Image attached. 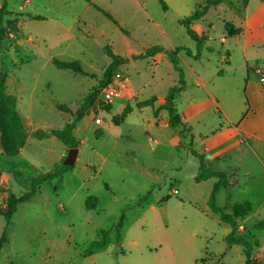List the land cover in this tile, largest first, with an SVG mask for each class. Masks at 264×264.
Listing matches in <instances>:
<instances>
[{"label":"rangeland","instance_id":"obj_1","mask_svg":"<svg viewBox=\"0 0 264 264\" xmlns=\"http://www.w3.org/2000/svg\"><path fill=\"white\" fill-rule=\"evenodd\" d=\"M163 1L167 8L160 0H92V4L6 0L10 13L0 19V28H7L0 38V74H7L8 91L17 97L27 139L14 157H7L0 145V206L8 194L29 191L36 177L55 170L60 173L43 178L37 193L19 203L10 220L0 213V241L6 234L0 264H246L244 246L225 240L231 226L209 204L215 178L206 177V154L202 160L191 151L190 137L177 129H156L152 123L158 101L179 80L169 52L178 46L196 52V41L181 19L204 0ZM260 1L264 0H253V4ZM246 3L222 0L211 7L194 23L197 32L206 34L208 29L213 37L204 41L201 56L196 58L184 49L177 54L186 81L176 95L177 110L186 113V124L195 131L197 143L206 135V120L216 118L206 90V72L213 76L222 65L226 67L218 73L223 76L216 77L219 88L237 80L245 82L247 57L251 79L260 78L255 70L264 62V32L258 38L251 35L246 45L242 37L226 36L225 21L240 27ZM96 5L109 11L130 34L123 35ZM155 45L164 47L160 57L132 59ZM106 46L129 58L114 70L125 74L119 80L124 85L112 104L99 112L104 120L101 126L89 122L94 114L84 113L74 134L79 154L74 166L67 168L63 162L67 152L61 156L64 142L52 134L41 137L40 132L62 129L74 120L83 97L94 86L103 85L104 71L112 60ZM130 50L137 54L130 55ZM227 55L230 64L222 59ZM54 57L80 60L94 75L60 69L52 63ZM130 85L137 91L130 95L132 105L152 96L157 104L135 107L117 125L112 118L127 103L119 95L127 93ZM58 104L68 106L70 112L66 114ZM162 112L168 115L167 109ZM203 147L198 144L195 149ZM89 195L97 198L95 208L85 206ZM216 203L232 213L224 206L223 195H218ZM247 225L244 235L253 242L252 262L264 264V233L253 220ZM106 230V244L92 245L103 239ZM237 233H241L238 226Z\"/></svg>","mask_w":264,"mask_h":264},{"label":"crops","instance_id":"obj_2","mask_svg":"<svg viewBox=\"0 0 264 264\" xmlns=\"http://www.w3.org/2000/svg\"><path fill=\"white\" fill-rule=\"evenodd\" d=\"M242 20L243 23L238 27L240 28V33L233 36L242 37L244 44L251 35L258 38L260 33L263 34L264 1L253 4V0H248L245 4V15H243ZM207 30L208 41H211L213 37ZM123 35L128 36L124 33ZM226 36L228 35L226 34ZM206 47L211 48L210 50L213 49L211 44L206 45ZM182 51L185 52V50ZM161 52L147 58L156 59L161 56ZM192 52L193 54L195 53L194 51ZM133 54H137V52L130 50V55ZM222 59L224 61L228 60L229 64L231 62L229 55ZM246 66L248 72L245 82L237 80L234 85H228L226 88H219L215 83L217 81L216 77L223 76L218 73H223L226 69L224 65L213 76H209L206 72V90L216 118L209 123L206 120V135L203 136L199 143L195 142V131H193L191 126H187L186 124L189 123L186 113H180L177 110L182 118V124L172 126L169 123V114L164 116L162 112L165 98L158 101V104L156 103L157 99L153 105H147L155 106L157 104L154 110V118L152 119V123L157 124L156 129L171 126L177 129V133L189 136L191 151H196L204 157L206 154L204 158V161L206 159V170L223 172L225 174L226 183L217 191L216 199L218 195H223L224 206L232 210V212L233 206L236 204H250V213L243 218L237 219L238 229L242 234L248 231L247 223L250 220H253L255 226L258 227L257 223L264 218V80H262L264 77V62L261 69L255 70L256 73L260 74L259 80L251 79L252 71H250L247 57ZM229 68H232V66H229ZM198 80L200 84L203 83L201 78ZM122 85H124L123 82H116L115 89L117 94L120 93ZM237 91L241 93L239 96ZM136 93V89L130 85L127 88V93L124 92L119 96H124L125 100L129 102L130 95ZM241 95L244 96L245 100H242ZM92 112V108H89L86 114L90 116L93 114ZM65 113L67 114V112ZM20 116L23 120V116ZM84 116L76 123L74 134L79 129L80 122L84 121ZM147 121H150V119L147 118ZM89 122H95L94 117H91ZM23 123L25 126V121ZM102 124L103 122L99 125L101 126ZM153 124H150L151 127ZM179 127H181V130ZM95 128L99 129L98 126ZM198 144L204 146L203 149L196 150L195 146ZM64 145L61 156L65 155L69 148H71L65 143ZM207 178H215V182L218 180L217 176H209ZM261 230L264 233V227Z\"/></svg>","mask_w":264,"mask_h":264},{"label":"trees","instance_id":"obj_3","mask_svg":"<svg viewBox=\"0 0 264 264\" xmlns=\"http://www.w3.org/2000/svg\"><path fill=\"white\" fill-rule=\"evenodd\" d=\"M88 3H93L92 0H85ZM161 3L164 5V8H167V5L163 0H160ZM222 0H204L201 3H198L196 10L189 16L181 19V23L185 26L188 34L192 39L196 41V52L193 54L190 48H186L183 46L175 47L173 50L169 52V57L173 63V66L179 72V80L178 84L168 91L165 97V102L163 104V108L167 109L169 114V123L172 126H177L182 124V118L177 112V105H176V95L180 93L186 85V81L184 78V72L181 66L178 63L177 54L180 50L184 49L187 54L194 55L196 58L201 56V53L204 49V41L208 40L207 34H200L194 28L195 21L202 19L207 11L215 5H218ZM247 2V0H245ZM8 4L6 0H3V3L0 6V19L5 14L10 13L7 10ZM96 8L101 11L108 19L113 21L115 24L119 26V29L124 33L129 35V31L118 24V21L114 18V16L107 10L99 7L96 5ZM36 18H40L41 16L37 15ZM10 24V22H8ZM225 28L226 33L228 36H233L240 33V28L236 27L232 21H225ZM7 28L5 26H1L0 28V38L5 36ZM163 51V47L160 45H155L152 47L147 48L144 52L140 53L139 55H133L132 59L137 58H147L154 56L158 52ZM105 52L108 56L111 57V62L107 66L106 70L104 71V78H103V85L100 87L94 86L89 93H87L83 99L80 107L77 109V115L75 116L74 120L69 121L65 124L62 129H51L49 133L45 131L40 132V136H45L46 134H52L62 140L67 146H75L78 139L74 136V128L76 123L83 117L86 110L93 107L100 101L99 96L101 91L105 86L112 82L113 74L115 68L124 63L129 61V58H124L118 54H115L112 50L111 46L105 47ZM52 63L60 68V69H69L75 74L91 76L93 77V73L86 71L80 60H73V61H66L59 58L54 57L52 59ZM157 100L156 96H152L148 99L139 100L135 106L138 108L153 105L154 102ZM130 102H127L126 106L122 110V112L112 118V121L119 125L123 123L129 113L135 107ZM58 108L65 111L70 112V108L65 104H58ZM157 113V112H156ZM102 130L98 132L101 134ZM26 129L23 123V120L18 112L17 108V97L8 91V82H7V74L1 73L0 74V145L2 148L3 153L7 157H14L20 153V150L26 144ZM197 153L196 151H194ZM203 160V155L197 153ZM74 165H69L66 167L70 168ZM201 169L204 170V165L201 166ZM60 173L59 170H55L54 172H50L44 176L36 177L32 182V187L29 191L21 194H9L6 199V202L3 206H0V213L4 214L8 220L11 219V216L14 212H16L17 205L24 201H29L32 197L37 193L38 186L43 178L52 177L58 175ZM2 174L1 167H0V175ZM209 176H217L218 180L215 182L214 187L212 189L211 195L209 197V204L211 209L214 213L218 214L221 221L229 224L231 226V231L225 236V240L229 244H241L244 246V253L246 255V264H256L252 262V252H253V243L249 241L246 236L242 233H237V219L243 218L245 215L249 214L251 211V206L248 203L245 204H236L233 206V212L228 213L225 209L216 203V193L219 188L226 183V176L223 172L218 171H211L206 170V177ZM93 199V201L91 200ZM97 205V198L93 195H89L85 201V206L87 208H95ZM6 209V210H5ZM123 223V217L119 223L121 226ZM258 227H264V218L257 223ZM108 237V230L103 232V239L99 241H93L92 245H96L98 247H102L106 244ZM6 241V234L2 235L0 241V247L2 246L3 242ZM261 264V263H257Z\"/></svg>","mask_w":264,"mask_h":264},{"label":"built area","instance_id":"obj_4","mask_svg":"<svg viewBox=\"0 0 264 264\" xmlns=\"http://www.w3.org/2000/svg\"><path fill=\"white\" fill-rule=\"evenodd\" d=\"M125 75L120 71H115L113 74L112 82L105 86L100 93L99 99L100 101L96 103L95 106L91 107L94 114V121L97 124H101L103 122V117L99 115V112L105 108L106 105L110 104L113 101L114 95L116 94L115 85L116 82L121 80ZM264 80V77L262 78ZM174 193L178 191L174 189Z\"/></svg>","mask_w":264,"mask_h":264},{"label":"water","instance_id":"obj_5","mask_svg":"<svg viewBox=\"0 0 264 264\" xmlns=\"http://www.w3.org/2000/svg\"><path fill=\"white\" fill-rule=\"evenodd\" d=\"M78 153H79V150L77 147L69 148L67 155L65 156L64 161H63L64 164L67 166L74 165L77 160Z\"/></svg>","mask_w":264,"mask_h":264}]
</instances>
